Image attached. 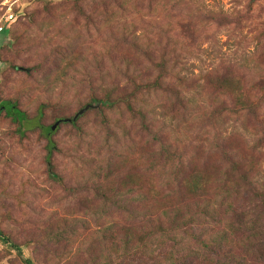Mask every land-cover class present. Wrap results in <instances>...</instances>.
I'll use <instances>...</instances> for the list:
<instances>
[{"label": "rangeland", "instance_id": "1", "mask_svg": "<svg viewBox=\"0 0 264 264\" xmlns=\"http://www.w3.org/2000/svg\"><path fill=\"white\" fill-rule=\"evenodd\" d=\"M76 1L0 0V22L19 16L4 47L9 31L0 33V102H15L27 117L19 126L0 112V229L22 250L0 242V264H91L92 243L81 241L86 235L96 240L110 226L119 234L123 223L140 226L172 205L170 212L181 208L186 216L177 221L185 250L199 246L197 235L223 232L237 220L257 222L255 238H232L234 253L245 264H264V0H192L164 14L178 15L176 40L158 33L140 47L95 29L98 15L111 12L115 1ZM133 5L141 12L132 15L140 19V34L150 15L144 3ZM67 62L69 78L56 84ZM233 78L240 94L222 84ZM115 89L126 98L118 107L90 109L74 127L51 131L49 170L48 140L39 126L74 116L94 91L102 96ZM239 158L259 164L258 182L240 181L236 193L215 205L214 222L191 215L198 224L189 225L198 209L181 191V179L206 165L228 172ZM72 228V238L82 236L72 243L55 239ZM238 239L245 243L238 246ZM169 245L124 260L103 251L111 264H170L166 253L174 259L188 253ZM202 254L188 262L216 264ZM92 257H102L100 249Z\"/></svg>", "mask_w": 264, "mask_h": 264}, {"label": "trees", "instance_id": "2", "mask_svg": "<svg viewBox=\"0 0 264 264\" xmlns=\"http://www.w3.org/2000/svg\"><path fill=\"white\" fill-rule=\"evenodd\" d=\"M111 1H115L113 10H111V12H109L107 8H104V10H102V12L98 15V27H95V29L98 31L99 29H109L112 32L111 34L117 33V37L121 38L122 40L129 39L133 44H135V47H140V43H143V41L148 37V35L150 36L151 40H155L157 36H159L158 33H161L166 39L172 38L176 40L178 35L177 32L179 31V28L176 27L178 15L176 17L167 18L164 14H172L173 11L176 13L180 12V8H182V6H187L192 2V0H187V3L185 2V0H133L130 3L128 2L129 0ZM77 2L78 0L75 3ZM133 2L136 4L144 3L145 8L147 9L150 15V19L148 20V22L146 21V24H143L144 26L140 27V34H136L135 28V26L138 25L140 19H134L132 15H136L138 13L140 14L141 12L139 11L136 5H133ZM253 2L254 0H250V3ZM193 5H197L196 2L193 3ZM198 12L199 8L197 10V15ZM13 17L14 20L7 24L4 30L2 31H9V35L4 41L2 47L8 44L7 41H11L9 26L19 16ZM158 18L159 20L155 21ZM149 28H152V30L154 32H157V34L149 33ZM12 40L15 41L16 38H13ZM151 45H154L153 42L150 43V46ZM2 47H0V49ZM148 47L149 46H147V50ZM54 64L57 71L60 62L56 61V63H53V65ZM69 67H71V64L69 62L65 63L64 70L55 76L56 84L59 81L60 83H64L69 78L67 77V70ZM235 79L233 78L232 82H230V80L224 81L222 84L224 87H229L230 85H233L230 88H237V91H235L234 93L240 94L241 90L238 87L240 85V81ZM153 85H155V82L153 83ZM115 91H117V89H115L114 91H107L102 96H97L95 91L92 92L89 96L88 102L83 105L79 111H81L86 106H92L89 107L86 111L90 109H97L98 107L100 111H102L103 108L114 109L115 107H118L123 103L126 98L121 96L119 94V91ZM235 102L236 104H242L243 102L241 96L235 98ZM1 111L5 113L6 117H9L12 121L18 123L19 126H22L23 122L26 121V114L21 111L13 101L7 100L0 102V112ZM43 111L44 110L42 108H39L38 118L41 119L43 117ZM77 113H75V115ZM75 115L70 118L55 119L51 125L46 127L42 125L39 126L41 134L45 136L48 140L46 162L49 170L52 167V149L55 146L54 142L50 139V137L58 129V126L60 124H70L72 127H74L79 118L81 117V115H79L74 119ZM67 119L70 121H66ZM54 125H56V127L54 129V132L51 134V127ZM170 157L173 158V156ZM236 173L238 174L239 178H236ZM52 177L56 178L53 176V174ZM259 178L260 166L257 162L254 163L252 158L246 160H244L243 158H239V160L236 161L233 166H231L228 172H220L218 167L213 168L209 165H206L203 168H191L189 173L179 182V187L183 194L186 196H192L194 199L191 200L194 202V204L196 205L195 207L198 209L197 212L192 214H189V212H185L190 215L188 217L187 222L189 223V225L198 224L195 219L190 218L191 215H195V217H197L198 219L204 220L206 218H210L211 221L214 222V214H217L215 210V205L217 203V208H220L223 202L229 198L231 193H236L239 190L238 188L241 184L240 181L245 183L251 181L258 182L257 179ZM172 206L164 207L162 210H160L159 216L155 218L145 219V222H142L140 226L135 225L131 222L123 223V225L120 227L119 234L117 233V231H115V226H110L100 231L99 235H97L96 237V240L92 237H89V235H86L84 238L81 239V241L85 242L87 239H89L90 243H92V248L90 250L93 249V251L89 252L88 254V257H90L92 260H90L91 264H100L99 260L101 258L104 259V264H111L109 261V257L106 255L104 256L103 250H106V247H108V251L110 253H114L119 256V258L124 260L130 258L132 255H136L135 253L137 252L145 253L150 251L154 253V246H163L166 242L170 243L169 246H179L181 249H183V252L188 251L187 254H183L182 256L176 259L170 257V255L166 253L165 256H168V259H170V264H192L188 262V260L190 258L197 259L198 257H200V253H203L202 257L204 259L206 257L204 253H207V257L214 256L216 258V264H245L244 260H238L236 258V254L234 253L235 246L232 238H240L241 235L246 233H249L250 235L254 230L255 224L257 222L251 224V226H248L247 223L249 222H245L244 220H237L236 227L229 224L226 230H222L223 232L214 233L209 236L205 234L197 235L195 237L196 242L199 246H197V248H195L194 250H185L184 246L186 244L184 243L183 239L178 238L179 236L177 237V230H180L182 227L179 226V224L181 223H177V221L180 219V217L182 219L183 216H186L182 213L181 208L180 211L179 209L173 208V211L170 212V208ZM135 220L137 221V218H135ZM167 227H169L170 232L168 231ZM73 229L74 228H72V231L70 233L63 231L60 234L62 235V238L55 237V239H57V241L62 240L66 241L67 243H72L73 241L82 236L79 235L75 238H72L71 236L75 235L76 233V231H73ZM254 233L251 234V236L255 238V236H258V234ZM184 234L187 235V232H184ZM189 236L192 237L191 235ZM242 240L243 239L237 240L238 246L240 243L243 244L248 241L247 238L244 239L245 242H241ZM0 242L6 247L15 250L19 254H22L21 246L12 241L8 235H5L1 231V229ZM186 243L189 244V242ZM246 248L245 253L248 254L251 249V246H246ZM97 249H100V255L102 257L93 258L92 253ZM178 251L177 256L179 255ZM25 264L32 263L29 260H25Z\"/></svg>", "mask_w": 264, "mask_h": 264}, {"label": "built area", "instance_id": "3", "mask_svg": "<svg viewBox=\"0 0 264 264\" xmlns=\"http://www.w3.org/2000/svg\"><path fill=\"white\" fill-rule=\"evenodd\" d=\"M12 20H13L12 14H8L4 16V19L2 20V22H0V33L4 30L6 25L9 24Z\"/></svg>", "mask_w": 264, "mask_h": 264}, {"label": "water", "instance_id": "4", "mask_svg": "<svg viewBox=\"0 0 264 264\" xmlns=\"http://www.w3.org/2000/svg\"><path fill=\"white\" fill-rule=\"evenodd\" d=\"M89 107H92V106H86L85 108H83L81 111H79L76 115H75V117H74V119L77 117V116H79V115H81L82 113H84ZM97 107V106H96ZM66 121H70V120H66ZM57 125V124H56ZM56 125H54V126H52L51 127V131H53L54 129H55V127H56Z\"/></svg>", "mask_w": 264, "mask_h": 264}]
</instances>
